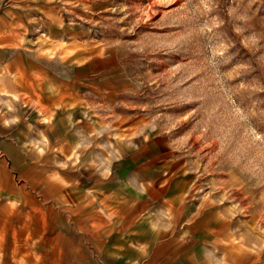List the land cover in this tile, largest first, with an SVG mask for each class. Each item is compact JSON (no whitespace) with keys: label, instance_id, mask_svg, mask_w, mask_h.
<instances>
[{"label":"crops","instance_id":"obj_1","mask_svg":"<svg viewBox=\"0 0 264 264\" xmlns=\"http://www.w3.org/2000/svg\"><path fill=\"white\" fill-rule=\"evenodd\" d=\"M90 2L0 0V251H15L16 225L32 251L36 208L41 244L52 231L73 264H264L249 222L193 194L161 136L96 101L63 22Z\"/></svg>","mask_w":264,"mask_h":264},{"label":"rangeland","instance_id":"obj_2","mask_svg":"<svg viewBox=\"0 0 264 264\" xmlns=\"http://www.w3.org/2000/svg\"><path fill=\"white\" fill-rule=\"evenodd\" d=\"M89 9L63 22L90 57L104 95L96 101L161 136L193 194L249 222L264 245V0H94ZM39 220L32 208V251H19L16 225L15 251H0V264H73L54 251L52 231L41 244Z\"/></svg>","mask_w":264,"mask_h":264}]
</instances>
